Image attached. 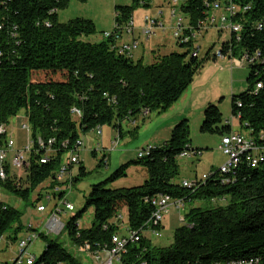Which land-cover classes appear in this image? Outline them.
Here are the masks:
<instances>
[{"label":"trees","instance_id":"1","mask_svg":"<svg viewBox=\"0 0 264 264\" xmlns=\"http://www.w3.org/2000/svg\"><path fill=\"white\" fill-rule=\"evenodd\" d=\"M70 1L0 0V122L7 125L24 111L31 143L23 165L25 177L8 169L0 187L27 206L36 207L40 203L43 197L40 187L57 179L61 164L68 159L69 152H76L80 138L104 126H112L121 136L123 123L133 124L138 119L144 122L149 117L144 116L145 112L166 113L180 100L201 67L199 56H193L194 35L201 33L214 4L228 3V0H183L180 12L185 30L175 41L185 52L164 55L145 64L144 59L121 54L112 39L98 44L82 41V37L95 32L91 21L60 23L59 12ZM230 2L240 9L234 21L243 30L240 42L232 34L223 43L221 54L232 58L262 53L259 61L247 65L248 89L232 97V115L249 132L247 136L262 147L264 0ZM134 3L146 8L150 0ZM133 12L134 7L121 8L116 24L128 20ZM258 23L262 24L261 30ZM259 84L262 88L257 90ZM74 109L81 115L74 114ZM201 132L218 134L222 140L234 131L231 122L224 124L219 107L209 104ZM50 139L55 140L52 146L47 144ZM39 140L44 142L43 146ZM189 141V123L183 119L174 126L169 142L147 150L148 146L141 151L144 156L133 162L148 172L142 185L120 189H107L103 183L92 186L84 209L66 227L73 246L89 243L95 248L109 244L113 235L119 233L118 226L111 221L123 211L128 214L130 229L140 230L154 212L153 200L168 195L183 204L201 201L208 206L186 212L188 221L176 229L170 247H152L147 239L130 246L125 256L128 264H264V160L252 167L249 154H243L230 173L211 172L205 181L202 177L187 188L175 180L181 154L189 151L197 155ZM92 154L96 156V152ZM43 159L45 163L41 162ZM105 159L104 154L101 165H107ZM129 166H121L107 182L125 177ZM86 175L81 167L80 177ZM38 190L36 200L32 201ZM91 208L92 224L81 229L79 220ZM23 216V211L0 201V242L10 231L14 236L11 240H17L23 231ZM31 230L34 229H28ZM40 238L46 248L35 264H82L61 243L47 239L43 233Z\"/></svg>","mask_w":264,"mask_h":264},{"label":"rangeland","instance_id":"2","mask_svg":"<svg viewBox=\"0 0 264 264\" xmlns=\"http://www.w3.org/2000/svg\"><path fill=\"white\" fill-rule=\"evenodd\" d=\"M167 1V0H166ZM183 1V0H182ZM123 7H134L132 14L136 31L134 37L140 42V47L134 52L135 60L146 52L145 64H151L164 55L171 53H183L185 50L178 47L173 37V30L177 28V22L181 14L179 10L176 17H171L169 6L164 0H150L149 7H137L134 0H71L68 7L59 12V22L67 23L77 19L88 20L95 26V32L90 36H84L82 41L98 44L101 43L105 33L112 32L115 28V18ZM164 11L163 18L165 29L159 30L151 39L141 36L140 28L143 26V18L151 16L159 18L161 11ZM217 16H220L217 14ZM126 21L122 22L124 24ZM232 37L231 31L225 29L218 31L215 28L202 35L197 36L195 45L199 48L200 69L195 73L193 82L188 90L182 95L166 113L148 112L146 121L138 119L136 123L125 122L122 124L123 135H119L112 126L102 128V136L90 132L84 137V146L78 153L80 163L76 164L72 173L58 178L53 182L54 187L68 194V201L75 206V213L62 215L61 220L67 226L72 217L82 211L86 200L89 197L92 186L104 185L107 189L129 188L142 185L148 178L147 170L141 165H136L138 153L148 146L161 147L169 142L174 126L187 119L190 127L189 146L197 152L189 158H178L179 174L175 183L182 184L184 181L192 183L200 180L204 175L218 171L229 162L223 151L220 149L221 136L218 134H204L201 126L204 120L205 108L209 105H217L222 113L224 124L232 123L233 131L245 136L249 135L246 129H242L240 122L232 115V97L244 93L248 89L247 77L250 69L242 61L241 55L236 57L214 58L221 51L223 43ZM126 39L129 35H126ZM133 38V37H130ZM124 39L125 41H127ZM28 124L24 111L17 117L10 119L7 124L9 135L15 142V148L23 151L30 140V134L23 129ZM135 128L137 129L135 132ZM120 138H119V137ZM117 137V142L115 138ZM117 143V144H115ZM115 146L117 148H115ZM96 152V156L92 153ZM27 158L28 154L25 152ZM104 154L107 156V165L100 164ZM13 154L9 153V160ZM66 157V156H65ZM130 164L126 176L115 182H107L108 179L123 165ZM84 167L87 175L80 177V168ZM13 171L19 177H25V167ZM78 179V181H75ZM72 181V183H71ZM53 183H44L39 190L43 193L52 189ZM38 192L32 196L36 200ZM0 201L9 204L24 212L22 218L23 231L13 241V231H10L0 242V264L9 262L17 255L18 245L21 239L28 238V228L33 226L39 232H44L49 240L64 245L82 264H92L91 258L78 247H74L67 230L61 235L45 232L46 216L37 212L32 204L25 205L17 196L0 187ZM204 202L184 203L183 209L170 208L169 214L162 222L161 237H150L152 247L168 248L173 243L176 229L181 227L185 221L186 212L194 207H207ZM52 205L50 204V208ZM93 209H88L79 220L81 229H87L93 221ZM123 224L129 225V218L126 211L121 214ZM126 225V226H127ZM46 248L42 238L33 245L31 253L39 258Z\"/></svg>","mask_w":264,"mask_h":264},{"label":"built area","instance_id":"3","mask_svg":"<svg viewBox=\"0 0 264 264\" xmlns=\"http://www.w3.org/2000/svg\"><path fill=\"white\" fill-rule=\"evenodd\" d=\"M167 1L169 4V12L171 13V17L174 18L176 17L177 11L179 10L180 12V6L183 1ZM247 9H249V7L245 8L244 11ZM238 12H240V9L232 4L230 0H228V3L218 2L214 4L210 17L202 26L201 33L194 35V39L197 40V36L204 34L205 31L207 32L209 30V28H215L218 31H223L225 29L230 30L231 34L235 36L236 42H240V34L243 30V27L240 23L234 21V18L238 15ZM217 14L220 16H217ZM161 15L162 12H160L158 15L159 18H153L151 16H145L143 18V26L140 28L141 36L145 37L146 39H151L157 31L165 29V23L160 20ZM257 28L261 30L262 24L258 23ZM1 29L2 27L0 26V30ZM114 30L112 32L105 33L103 35V39H112L116 43V46L118 47L121 54L134 56V52L140 47V42L135 37L129 42L123 39V36L125 35L134 36L135 34L136 26L133 16L126 20L124 24H115ZM184 30V20L181 15L177 22V28L173 30L174 39L177 40L183 36ZM198 54L199 48L196 47V51L194 52L193 56H197ZM215 57L222 59L225 58L220 51L215 55ZM241 58L245 65H252L262 58V53L257 51L255 55L251 57L245 53L241 55ZM261 88V84L257 85V90ZM73 113L77 116L81 115V112L77 109H74ZM147 113L148 112H145L144 115H147ZM23 129L30 134V127L28 124H24ZM95 133L99 137L102 136V128L98 127ZM117 140L118 139L116 137L115 142H117ZM54 142V139H50L47 141V144L52 146ZM261 142H263V145L262 147H259L249 136L235 132H231L230 134L223 137L221 140L220 149L227 157H229V162L219 169V173L222 175L230 173L231 170L236 167L240 156L243 154H249L248 160L251 161L252 167L257 166L264 160V134H261ZM39 144L43 146L44 142L39 140ZM30 145L31 143L29 140L23 151H16L15 142L9 135L7 125L0 122V180L6 179L8 169H21L23 167L26 160L25 152L31 149ZM83 147H85L84 139L80 138L76 143V152H69L68 162H63L61 164L58 170V176L63 177L67 173H72L71 167L80 162L78 153ZM115 148L117 147L115 146ZM149 148L150 146L147 148V150ZM9 153L13 154V157L10 160L8 157ZM138 155H141V151L138 153ZM192 155L196 154L185 151L180 157L189 158ZM107 161L108 160L105 159V163ZM41 162L45 163L46 160L43 159ZM207 178V175H204L202 179L205 181ZM195 184L196 183H189L187 181L183 182V186L187 188H191ZM67 196L68 194L60 191L59 188L56 187H53L51 190L43 193L40 203L36 205V210L38 213L46 216L45 232L47 231L49 234L61 235V227L63 224L61 216L75 212L76 209L75 206L68 201ZM50 204L52 205L51 208ZM153 205L155 209L151 218L140 230H131L127 223L123 224L124 221L122 215H120L111 221L112 224L118 226L119 233L113 235L109 244L103 247L93 248L89 243H85L79 248L83 253L91 258L92 264H128L125 260V256L129 251V247L140 244L144 239L150 241L151 236L161 237L162 222L164 217L169 214L170 208L175 207L178 210H182L184 204L182 200L172 199L170 196L165 195L154 199ZM29 228L34 229L33 226H29ZM28 232V238L21 239L19 242L17 255L9 262L3 264H33V254L31 253V249L40 237V234H44V232L36 231V229Z\"/></svg>","mask_w":264,"mask_h":264},{"label":"crops","instance_id":"4","mask_svg":"<svg viewBox=\"0 0 264 264\" xmlns=\"http://www.w3.org/2000/svg\"><path fill=\"white\" fill-rule=\"evenodd\" d=\"M164 1L167 2V5L169 6L168 1H166V0H164ZM169 11H170V10H169ZM161 12H162L161 18H163V16H164V11L162 10ZM160 20H161L162 22H164L162 19H160ZM125 37H126V35L123 36V39H126ZM130 37H133V38H134V36H129V38L126 39L128 42L131 41V40L133 39V38H130ZM145 53H146V52H144L143 54H141L140 56H138V60H139V59H145V56H146ZM134 59H135V55H134ZM15 150H16V151H19V147H16ZM12 157H13V156H12Z\"/></svg>","mask_w":264,"mask_h":264},{"label":"bare ground","instance_id":"5","mask_svg":"<svg viewBox=\"0 0 264 264\" xmlns=\"http://www.w3.org/2000/svg\"><path fill=\"white\" fill-rule=\"evenodd\" d=\"M143 152V151H142ZM141 152V155H138V157H143V153ZM65 162H68V159L65 161ZM73 213V212H72ZM75 213V212H74ZM66 227L67 225L65 223L62 224V227H61V234H63L65 231H66ZM37 260V258L33 255V264H35V261Z\"/></svg>","mask_w":264,"mask_h":264}]
</instances>
